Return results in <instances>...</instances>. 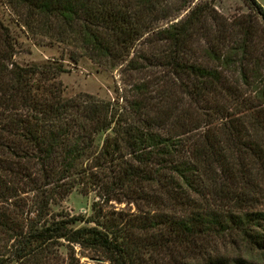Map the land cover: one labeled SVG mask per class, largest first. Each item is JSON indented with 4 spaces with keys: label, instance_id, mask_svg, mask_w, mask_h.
Listing matches in <instances>:
<instances>
[{
    "label": "trees",
    "instance_id": "trees-1",
    "mask_svg": "<svg viewBox=\"0 0 264 264\" xmlns=\"http://www.w3.org/2000/svg\"><path fill=\"white\" fill-rule=\"evenodd\" d=\"M5 2L39 43L80 42L101 67L134 75L123 102L67 97V59L13 61L0 18V232L12 242L9 259L55 264L66 242L111 264H264L214 243L264 251L259 0H245L252 15L234 18L198 4L164 28L155 23L171 17L170 0ZM77 187L98 196L92 218L58 217L53 205ZM112 201L136 210H109Z\"/></svg>",
    "mask_w": 264,
    "mask_h": 264
},
{
    "label": "rangeland",
    "instance_id": "rangeland-1",
    "mask_svg": "<svg viewBox=\"0 0 264 264\" xmlns=\"http://www.w3.org/2000/svg\"><path fill=\"white\" fill-rule=\"evenodd\" d=\"M264 7V0H259ZM209 3L211 7L228 18L241 17L252 15V9L245 0H170L167 6L170 12V18L167 19L163 14H160L159 21L156 25L164 28L182 18H185L190 9L198 4ZM159 16V15H158ZM163 17V18H162ZM0 18L3 24L10 26V32L15 43V53L13 61L21 65L44 64L48 59L66 58V72L61 76L66 87L65 95L67 97H87L92 96L109 102L120 98L123 102V96L129 89V82L133 77L129 71H125V67L117 66L116 68L108 67L105 69L98 63L93 61L89 54L85 52L81 43L55 44L44 45L35 39L32 33L26 28L20 26L17 21L16 13L7 6L5 0H0ZM77 51L79 60H69V52ZM98 196L96 192L85 193L81 188L77 187L68 194L58 204L53 205V211L58 217L62 216H80L81 218L89 219L94 214L93 205ZM3 206L0 203V207ZM109 210L124 211L133 213L136 206L128 201L117 202L112 201L108 205ZM257 209L264 210V204L259 205ZM87 225L86 222H78L74 226L80 227ZM8 234L0 232V261L1 264H20L11 261L12 242L8 239ZM214 243L221 252L232 259L243 257L247 260L264 262V251L253 248L245 243L233 244L225 239H215ZM59 257L55 264H68L72 255L80 260V264H111L105 257L99 256L91 249L83 248L80 245L70 247L66 242L58 247ZM53 262V261H52Z\"/></svg>",
    "mask_w": 264,
    "mask_h": 264
}]
</instances>
